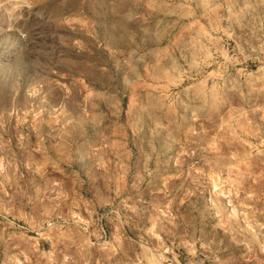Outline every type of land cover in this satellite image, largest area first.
<instances>
[{
	"label": "rangeland",
	"instance_id": "obj_1",
	"mask_svg": "<svg viewBox=\"0 0 264 264\" xmlns=\"http://www.w3.org/2000/svg\"><path fill=\"white\" fill-rule=\"evenodd\" d=\"M246 7L0 0V264H264Z\"/></svg>",
	"mask_w": 264,
	"mask_h": 264
},
{
	"label": "crops",
	"instance_id": "obj_2",
	"mask_svg": "<svg viewBox=\"0 0 264 264\" xmlns=\"http://www.w3.org/2000/svg\"><path fill=\"white\" fill-rule=\"evenodd\" d=\"M248 4L250 5V2H247L246 6H249ZM247 8L235 10V17L239 20L232 32V50L236 51L235 59L241 61L251 60V51H260L264 45V9ZM251 19H257L256 27Z\"/></svg>",
	"mask_w": 264,
	"mask_h": 264
}]
</instances>
